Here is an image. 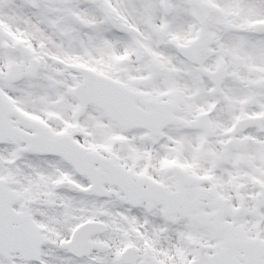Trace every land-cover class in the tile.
Segmentation results:
<instances>
[{
    "label": "snow or ice",
    "instance_id": "obj_1",
    "mask_svg": "<svg viewBox=\"0 0 264 264\" xmlns=\"http://www.w3.org/2000/svg\"><path fill=\"white\" fill-rule=\"evenodd\" d=\"M0 264H264V0H0Z\"/></svg>",
    "mask_w": 264,
    "mask_h": 264
}]
</instances>
